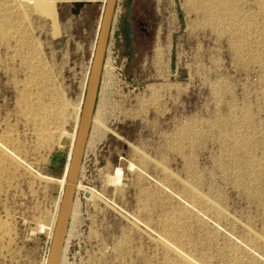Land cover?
<instances>
[{"label": "rangeland", "instance_id": "obj_1", "mask_svg": "<svg viewBox=\"0 0 264 264\" xmlns=\"http://www.w3.org/2000/svg\"><path fill=\"white\" fill-rule=\"evenodd\" d=\"M102 8L0 0V264H45ZM94 115L61 264H264V0H116Z\"/></svg>", "mask_w": 264, "mask_h": 264}, {"label": "water", "instance_id": "obj_2", "mask_svg": "<svg viewBox=\"0 0 264 264\" xmlns=\"http://www.w3.org/2000/svg\"><path fill=\"white\" fill-rule=\"evenodd\" d=\"M115 5L116 0H105L102 8L93 57L88 73L79 119L75 129V135L63 175L64 184L61 188L59 207L45 264H60L71 208L76 195V185L78 182L82 156L93 119L103 58L115 11Z\"/></svg>", "mask_w": 264, "mask_h": 264}, {"label": "bare ground", "instance_id": "obj_3", "mask_svg": "<svg viewBox=\"0 0 264 264\" xmlns=\"http://www.w3.org/2000/svg\"><path fill=\"white\" fill-rule=\"evenodd\" d=\"M55 1H58V0H55ZM45 110V109H44ZM94 122H96V116L94 115L93 116V119H92V123L94 124ZM74 135H75V132H74ZM73 138H74V136H73ZM77 186H78V182H77V185H76V190H77ZM75 200V199H74ZM74 203V202H73ZM75 204V203H74ZM59 207V206H58ZM58 211V210H57ZM73 211H74V205H72V208H71V213H73ZM71 213H70V215H71ZM57 215V214H56ZM55 224V223H54ZM53 229H54V227H53ZM66 240V239H65ZM64 246H65V244H64ZM63 249H64V247H63ZM63 253H64V250L62 251V255H63ZM62 255H61V259H62ZM61 259H60V264H61ZM46 262V261H45Z\"/></svg>", "mask_w": 264, "mask_h": 264}, {"label": "built area", "instance_id": "obj_4", "mask_svg": "<svg viewBox=\"0 0 264 264\" xmlns=\"http://www.w3.org/2000/svg\"><path fill=\"white\" fill-rule=\"evenodd\" d=\"M103 1V5H104V3H105V0H102ZM82 103V102H81Z\"/></svg>", "mask_w": 264, "mask_h": 264}]
</instances>
